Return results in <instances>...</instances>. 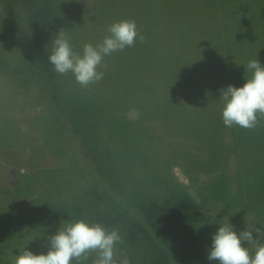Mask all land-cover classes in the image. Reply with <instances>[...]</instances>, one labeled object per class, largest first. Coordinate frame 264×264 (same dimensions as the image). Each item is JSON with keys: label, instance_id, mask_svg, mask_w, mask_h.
I'll use <instances>...</instances> for the list:
<instances>
[{"label": "trees", "instance_id": "obj_1", "mask_svg": "<svg viewBox=\"0 0 264 264\" xmlns=\"http://www.w3.org/2000/svg\"><path fill=\"white\" fill-rule=\"evenodd\" d=\"M7 2L15 19L12 33L18 35V41L26 48L29 61L27 71L34 75L43 101L56 120L55 127H48L44 134L50 137L47 139L53 145L50 147L54 149L52 151L59 154L76 177L74 189L67 200L69 207L66 220L70 242L66 238L65 248H59L58 252L61 253V249L68 252L70 264H264V226L261 238L252 246H245L247 242L251 243L252 227L250 226V233L246 234L244 241L241 239L240 230L246 226L236 228L235 238L239 239L237 238L236 250H230L218 239L220 228L210 224L207 227L210 228V238L204 233L205 227H198L199 204L184 190L185 185L184 188L173 186L172 178L168 179L166 174H161L165 172L168 164L180 165L196 185L204 184L208 190L213 191V199L208 201L211 208L218 204V200L225 206L228 205V208L240 201V181L244 170L239 165L243 163L241 161H244L245 155L240 153L243 149L238 144L230 146V142L223 141V136L228 134L225 127L234 128V124L225 121V115L236 113L239 108L238 98L234 95L237 88L234 87L229 94L232 83L227 76L226 64L229 61L225 53L223 52L222 59L209 61L208 66L198 65L200 61H196V55L201 52L190 58L187 65L191 78L189 89L184 87L183 79L174 77V73L159 76L161 79L151 77L143 84L132 82L131 90L127 88V82L120 83L124 92L116 105L114 96L102 94L105 83H97V79L94 83L92 76L85 74V71L90 68L102 77L100 81L114 71L119 73L122 80L138 77L150 66L135 61L138 57L148 58L151 46L155 45L154 40L156 45H165L159 52H169L177 49L170 44L181 38L187 40L192 37L187 29L181 27L178 31L168 29L162 33H149L141 26L151 24L152 20L147 19L144 23L142 18L130 17L127 32L118 34L117 30L112 31V24L116 27L121 21L128 22L127 19L122 20L121 16L129 13L130 8L121 9L125 4L116 6L113 0H84L83 5L81 0ZM77 11H83L86 20L85 33L82 38L77 33L78 43L73 42L70 50L64 51L63 39L69 31L67 17L68 14H77ZM116 12L119 16L115 15ZM140 32L144 34L140 35ZM142 42L148 44L149 48L141 47ZM263 45L262 38L261 46ZM120 52L125 53L122 59H119ZM138 52L142 54L138 55ZM259 54L264 56V50L259 51ZM180 57L178 53L175 58ZM124 59L128 62H124ZM178 61L185 64L179 59ZM225 61L228 62L224 63ZM138 63L144 68H140ZM80 73L85 74L87 79L80 80ZM75 76L83 85L79 82L80 86H72ZM64 83L71 89L82 88L85 95L96 103L99 102L108 114L121 117V122H124L122 124L135 123L138 129L145 131L149 141L147 152L151 160L146 166L151 174H143L141 171L140 177L135 178L132 174H136L139 167L133 164L131 176H127L133 180H127L123 170L116 166L118 156L109 153L112 151L111 143L99 141L95 135L96 130L91 125L78 126L74 117L60 106L58 97L62 95L61 87ZM203 83L206 85L200 87ZM100 96L111 99L102 101ZM185 98L189 102L182 100V104L193 113L195 123L198 124L197 129L202 130V126L204 127L200 113H207L206 128L214 131L219 128L213 134L214 137L223 127L225 129L214 142H204L209 145L203 144L201 135L193 136L196 140V152L192 151L197 157L194 158V165L180 162L175 156L177 151L165 155L169 146L175 148V142L164 138V131L177 127L180 129L184 115L178 114L176 107L167 116L162 115V112L168 109L165 106L167 101L173 99L179 106L181 99ZM130 109H136V117L127 114ZM59 142H64L67 146L70 144L73 157L77 160L70 162L71 164L66 162L70 161L65 156L67 150ZM162 144L167 148L163 149ZM189 156L192 157L191 151ZM83 177L84 181H81ZM23 186L26 185L19 186L16 194L23 192ZM160 186L164 188L161 196L165 198L158 197V193L151 190L152 187ZM28 187L27 184L26 188ZM27 204H31V201ZM239 208L245 216H250L247 219L251 218L254 225L261 224L260 219H255L254 210ZM229 213L234 215L235 212L230 210ZM230 220L232 221L231 217L228 221ZM217 222L221 224V221Z\"/></svg>", "mask_w": 264, "mask_h": 264}, {"label": "rangeland", "instance_id": "obj_2", "mask_svg": "<svg viewBox=\"0 0 264 264\" xmlns=\"http://www.w3.org/2000/svg\"><path fill=\"white\" fill-rule=\"evenodd\" d=\"M113 2L116 6L124 3L121 9L130 8L129 13L121 16L122 20L127 19L128 22L121 21L116 27L113 23L111 27L113 32L115 30L118 34L127 32L130 17H139L144 23L147 19L153 21L151 24L141 26L149 33H162L168 29L178 31L183 27L192 36L187 40L181 38L170 44L177 49L169 52H159L165 45H156L154 40L155 45L151 46L148 58L138 57L135 61L147 63L150 67L142 71L138 77L129 80L127 78L122 80L119 73L114 71L112 75L100 81L102 77L87 67L85 74H90L94 83L95 79L99 81L97 83L104 82L102 94L114 96L116 105L119 104L124 92L120 83L127 82L126 86L131 90L132 82L143 84L151 77L161 79L159 76L174 73V77L183 79L184 87L189 89L191 78L187 65L190 58L201 52L196 55V61H200L198 65L208 66L209 61L222 59L225 53L229 61L224 62H228L227 76L232 83L229 94L233 92L234 87L237 88L234 95L238 98L239 108L236 113H226L224 119L231 125L234 124V128L225 127V130L222 126L221 132L214 137L213 134L217 133L219 128L215 132L205 127L208 121L207 113H200L204 127L202 126V130L197 129L198 124L195 123L193 113L182 104V100L189 102V99H181L179 106L172 99L167 101L165 106L168 109L162 112V115L173 113V108L176 107L178 114L184 115V121L181 122L180 129L177 127L171 131H164L166 133L163 137L175 142V148L172 146L167 148L164 144L161 147L167 148L165 155L177 151L175 156L180 162L194 165L197 157L193 155V151L196 152V140L193 136L201 135L202 139H199L203 144L209 145L204 142H214L224 130L227 131L228 134L223 136L224 143L230 142V146L238 144L243 149L240 153L245 155L244 161H241L243 163L239 165L244 170L240 181L242 187L240 201L230 209L228 205L225 206L218 200V204L211 208L208 201L213 199V191L208 190L204 184L196 185L180 165L168 164L165 172L161 174H166L165 177L168 179L172 178L173 186L184 188L185 185L184 190L199 204L200 219L197 224L199 228H206L204 232L206 236L211 238L210 228H207L210 224L220 228L219 241L234 251L239 239L235 238L236 228L246 226L240 230L241 239L244 241L246 234L250 233L251 226V243L247 242L245 246L257 244L264 226V56L259 54V51L264 50V45L261 46V40L264 39V0H113ZM81 3L83 5L84 0H81ZM115 15H118L117 12ZM14 21L7 0H0V264H51V262L70 264V254L64 249H61L60 253L58 249L65 248L66 238L70 242L67 234L66 211L69 207L67 200L74 189L76 177L59 154L52 151L54 149L50 147L53 145L47 139L50 137L44 134L48 127H55L56 120L43 101L34 75L27 71L29 61L25 53L26 48L18 41L20 40L18 35L12 33ZM66 25L69 31L63 39L64 51L70 50V44L73 42L78 43L77 33L80 38L85 33L86 20L83 11H77L75 15L68 14ZM141 34L144 33L140 32ZM141 47L149 48L144 42ZM178 53L181 57L176 59ZM124 54L120 52L119 59H122ZM141 54L138 52V55ZM178 59L185 64L180 63ZM123 61L128 62L127 59ZM102 62L106 63L104 60ZM139 63V67L144 68ZM83 73H80V80L87 79ZM75 78L72 86L79 85L80 81ZM80 85H83V82H80ZM205 85L200 84V87ZM197 88L198 85L196 90ZM61 91L62 95L58 97L60 106L74 117L78 126L91 125L96 130L95 135L99 141L111 143L112 151L109 153L118 156L116 166L123 170L126 178L131 176L133 164L139 167L136 174H132L135 178L140 177L141 171L143 174L150 173L149 167L146 166L151 160L147 152L149 141L145 131L138 129L135 123L122 124L124 122H121L123 120L121 117L108 114L101 108L99 102L88 98L80 87L75 90L64 83ZM113 92H116L115 95ZM100 98L102 101L111 99L103 96ZM127 114L136 117V109H130ZM60 144L67 150L65 156L70 161L66 158V162L71 164L70 162L77 160L73 157L70 144L68 146L64 142ZM190 151L192 157L189 156ZM175 156L173 157L176 159ZM122 165H125L126 169ZM82 179L81 181H84V177ZM22 184L26 186L28 184L29 187L23 186V192L16 194ZM151 190L155 194L160 193L157 194L158 197L165 198L161 196L163 186L152 187ZM30 201L31 204L28 205ZM24 206L25 208H22ZM239 207L254 210L255 219H260L261 224L254 225L251 218L247 219L250 216H245ZM230 210L235 212L234 215H230ZM230 217L232 221L229 222ZM217 220L221 221V224Z\"/></svg>", "mask_w": 264, "mask_h": 264}]
</instances>
